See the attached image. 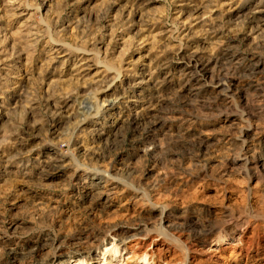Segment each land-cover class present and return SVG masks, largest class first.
I'll list each match as a JSON object with an SVG mask.
<instances>
[{
	"label": "rangeland",
	"instance_id": "374dc122",
	"mask_svg": "<svg viewBox=\"0 0 264 264\" xmlns=\"http://www.w3.org/2000/svg\"><path fill=\"white\" fill-rule=\"evenodd\" d=\"M240 126L264 157V0H0V264H144L114 229L143 240L161 207L211 264H264V223L223 213L264 217V179L226 173ZM93 170L131 185L103 211Z\"/></svg>",
	"mask_w": 264,
	"mask_h": 264
},
{
	"label": "bare ground",
	"instance_id": "6f19581e",
	"mask_svg": "<svg viewBox=\"0 0 264 264\" xmlns=\"http://www.w3.org/2000/svg\"><path fill=\"white\" fill-rule=\"evenodd\" d=\"M96 99L97 98H95V101ZM91 107H92V103L90 104V107L83 109L79 112V117H78L79 120L76 126H78V124L82 122L88 121L93 118V114H92L93 111ZM242 128L243 127L240 126V128L238 129L240 132L237 136L240 146L238 147V150L232 154V157H230L229 160H227L229 166L227 167L226 173L235 175L239 177L241 180H243L245 184H249L254 182L255 180H259L258 179L259 177L264 179V157H261V155L258 157H254L253 154H249L250 148L248 146L249 143L254 140V138L248 139L247 138L248 135L241 130ZM262 145H263L262 154H264V141ZM89 174H90L89 177H87L89 181H87L85 184H81L82 189H85V191L82 193L84 194V196H89L88 204L90 207L93 208V206L96 205L99 207L101 206L100 209L102 211L106 210L108 206L107 204L101 205L100 199L103 198L104 203L109 202L110 198L115 194H117L116 189L118 187L121 189V192H126L127 190H129L131 186L129 185V183H127L126 180L116 175L102 174L100 171L97 170H93ZM250 191L251 189L248 187L246 194L249 195ZM139 192L142 193V191H139V189L132 187V193H131L132 196L138 195ZM153 210L159 211L160 223L158 226L153 227L152 229H147L146 233H144L143 235L144 237L143 240L139 239V237L137 236L138 234L132 233L130 235L129 234L130 228L128 227L123 226L114 229L116 231L114 238H117V240L120 239L125 240L128 239L129 237H136V239H134L127 247L129 253L125 255L126 260H129L131 258H137V259L142 258V262L144 264L158 263L159 261H162L164 264H176L178 256L181 257L183 255H184L183 264H199V262L201 261H203L202 263L204 264H211L210 262L212 261L218 262L222 260L223 257L221 256L220 251L218 249L208 251L207 249L203 248L204 246L202 247V244L200 242L190 241L189 237L188 238L186 237L187 239L183 240L181 238L183 236L182 235L183 231L182 229L178 230L179 224L175 225L169 223L168 221L169 215L166 214V210L163 207H161V209L153 208ZM130 212H133V210L131 209ZM223 213L232 216L237 223L244 222L248 224V222H250L251 220L255 221L257 223L256 225H261L262 223H264V217L255 214L254 211L252 212L250 209H247V213L246 214L244 213L245 215H241L234 213L229 207H225ZM173 223L176 222L173 221ZM81 229H82L81 231H83L82 235L85 234V237L83 239L94 237L92 235L93 230H91L92 228L91 226H89L87 222L83 223ZM134 229H138V228H134ZM245 240L247 241V239ZM121 242L122 241H119V243H115V239H112V242L109 243L108 245L109 247H107V245L104 246V251H102L101 253L102 256L101 260L102 261L107 260L106 255L108 253L110 257L116 256V254H118L119 251L118 245ZM246 244H248V241L246 242ZM47 249H48L47 243L35 244L34 247L29 250L30 252L29 257L32 258L33 255L35 253H38L39 251L46 252ZM10 253L12 255L13 254L16 255L14 251H10ZM58 253L62 256L68 255V253H66L63 249H60ZM200 254H202L205 258H201ZM69 257L70 258L68 260V264H92L96 259L95 258L96 256L94 257V255L82 257L80 255L72 254ZM102 261L100 262L102 263Z\"/></svg>",
	"mask_w": 264,
	"mask_h": 264
}]
</instances>
